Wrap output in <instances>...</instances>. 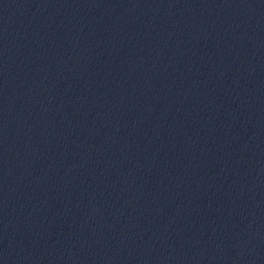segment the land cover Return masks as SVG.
I'll list each match as a JSON object with an SVG mask.
<instances>
[{"label":"water","instance_id":"obj_1","mask_svg":"<svg viewBox=\"0 0 264 264\" xmlns=\"http://www.w3.org/2000/svg\"><path fill=\"white\" fill-rule=\"evenodd\" d=\"M0 264H264V0H0Z\"/></svg>","mask_w":264,"mask_h":264}]
</instances>
